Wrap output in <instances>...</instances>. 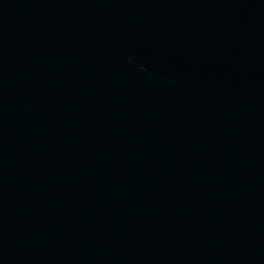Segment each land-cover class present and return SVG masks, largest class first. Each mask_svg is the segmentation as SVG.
<instances>
[{
    "label": "water",
    "instance_id": "95a60500",
    "mask_svg": "<svg viewBox=\"0 0 264 264\" xmlns=\"http://www.w3.org/2000/svg\"><path fill=\"white\" fill-rule=\"evenodd\" d=\"M0 264H264V0H0Z\"/></svg>",
    "mask_w": 264,
    "mask_h": 264
}]
</instances>
